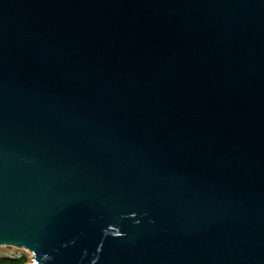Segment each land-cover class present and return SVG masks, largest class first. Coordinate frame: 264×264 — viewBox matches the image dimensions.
<instances>
[{
  "label": "water",
  "instance_id": "95a60500",
  "mask_svg": "<svg viewBox=\"0 0 264 264\" xmlns=\"http://www.w3.org/2000/svg\"><path fill=\"white\" fill-rule=\"evenodd\" d=\"M0 246L264 264V0H0Z\"/></svg>",
  "mask_w": 264,
  "mask_h": 264
},
{
  "label": "rangeland",
  "instance_id": "374dc122",
  "mask_svg": "<svg viewBox=\"0 0 264 264\" xmlns=\"http://www.w3.org/2000/svg\"><path fill=\"white\" fill-rule=\"evenodd\" d=\"M0 257H9V258L22 257L25 259L24 264H30L32 254L25 249L0 246Z\"/></svg>",
  "mask_w": 264,
  "mask_h": 264
},
{
  "label": "trees",
  "instance_id": "16d2710c",
  "mask_svg": "<svg viewBox=\"0 0 264 264\" xmlns=\"http://www.w3.org/2000/svg\"><path fill=\"white\" fill-rule=\"evenodd\" d=\"M25 259L22 257L19 258H9V257H0V264H24Z\"/></svg>",
  "mask_w": 264,
  "mask_h": 264
},
{
  "label": "bare ground",
  "instance_id": "6f19581e",
  "mask_svg": "<svg viewBox=\"0 0 264 264\" xmlns=\"http://www.w3.org/2000/svg\"><path fill=\"white\" fill-rule=\"evenodd\" d=\"M32 258V257H31Z\"/></svg>",
  "mask_w": 264,
  "mask_h": 264
}]
</instances>
